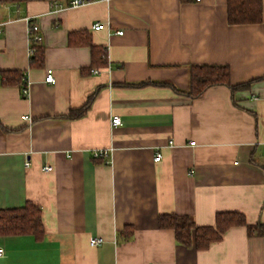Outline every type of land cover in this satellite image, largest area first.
Segmentation results:
<instances>
[{"label": "crops", "instance_id": "obj_1", "mask_svg": "<svg viewBox=\"0 0 264 264\" xmlns=\"http://www.w3.org/2000/svg\"><path fill=\"white\" fill-rule=\"evenodd\" d=\"M69 1L0 0V72L20 71L29 88L24 98L0 85V211L40 206L45 235L0 236V264H264V236L244 226L207 250L159 227L162 214L207 227L223 212L264 225V0L263 21L245 25L228 23V0L55 12ZM30 18L43 35L38 67ZM192 65L227 66L231 84L246 87L191 98Z\"/></svg>", "mask_w": 264, "mask_h": 264}, {"label": "trees", "instance_id": "obj_2", "mask_svg": "<svg viewBox=\"0 0 264 264\" xmlns=\"http://www.w3.org/2000/svg\"><path fill=\"white\" fill-rule=\"evenodd\" d=\"M198 1V0H193ZM228 23L232 25L259 24L263 21L262 0H228ZM70 35L69 42L72 45H88L92 49V55L96 53V47L93 46L90 38L84 42H75ZM32 66L38 67L42 63L44 56L43 44L31 45ZM105 63V61H104ZM190 89L186 93L191 98L198 99L210 88L217 85L230 87L231 90H237L246 86H234L230 82V69L227 66H209L192 65L190 67ZM147 82L131 84L141 87ZM0 85L3 87L18 86L23 94L27 89V80L25 74L20 71L0 72ZM94 98L92 96L91 100ZM89 102V103H90ZM89 103L80 110L73 111L68 116L76 118L85 114ZM159 227L161 229H170L175 232L176 242L187 248L196 247L198 250H207L212 243L218 242L222 236L230 229L236 226H244L249 234L264 236V225H248L245 215L240 213L223 212L218 214L215 226L199 227L189 216L162 214L159 216ZM34 236L40 241L44 235V223L42 220V210L40 206L30 202L23 208L15 210L0 211V236Z\"/></svg>", "mask_w": 264, "mask_h": 264}, {"label": "built area", "instance_id": "obj_3", "mask_svg": "<svg viewBox=\"0 0 264 264\" xmlns=\"http://www.w3.org/2000/svg\"><path fill=\"white\" fill-rule=\"evenodd\" d=\"M110 1H112V0H71V1H69L68 5H64L63 3H60V2H54L53 7L55 8V12H57L60 10L68 9V7L76 8V7H82L83 5H86V4L97 3V2H110ZM27 22H28L30 52L33 53V49L31 47L32 43H34V44L42 43L43 42V35L41 33V29L35 23H33L31 18L28 19ZM3 27H4V24L0 23V35L4 34L5 30L3 29ZM93 28L96 31H98V30L103 28V25L98 23L97 25L93 26ZM119 34H123V32H120ZM93 72L99 73L97 70H94ZM45 82L49 83V84H52L55 82V75H54L52 70L47 71V76L45 78ZM28 92H29V88L27 85V89H26V91H24V94L27 96ZM112 123L114 126L121 124V118L119 116H115L112 120ZM193 144H195V143H193ZM106 155H107V152L104 151L103 149L101 151L93 152L94 158H98V159L99 158L101 159L102 157H104ZM155 161L156 162L161 161V153L156 154ZM27 166H29V165H27ZM44 170L46 172H51L53 170V168L51 166H46L44 168ZM103 242H104V240L102 238H93L90 241V244H91V246L96 247V246L101 245ZM2 253H3V251L0 249V256L2 255Z\"/></svg>", "mask_w": 264, "mask_h": 264}]
</instances>
